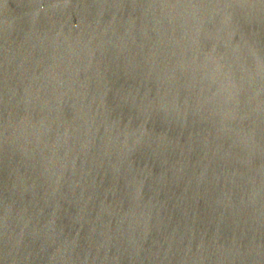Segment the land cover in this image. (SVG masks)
<instances>
[{"label":"water","instance_id":"95a60500","mask_svg":"<svg viewBox=\"0 0 264 264\" xmlns=\"http://www.w3.org/2000/svg\"><path fill=\"white\" fill-rule=\"evenodd\" d=\"M0 264H264V0H0Z\"/></svg>","mask_w":264,"mask_h":264}]
</instances>
